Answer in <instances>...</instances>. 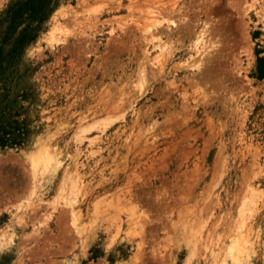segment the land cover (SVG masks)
<instances>
[{
  "label": "rangeland",
  "instance_id": "1",
  "mask_svg": "<svg viewBox=\"0 0 264 264\" xmlns=\"http://www.w3.org/2000/svg\"><path fill=\"white\" fill-rule=\"evenodd\" d=\"M18 1L0 264H264V0H55L12 53Z\"/></svg>",
  "mask_w": 264,
  "mask_h": 264
},
{
  "label": "trees",
  "instance_id": "2",
  "mask_svg": "<svg viewBox=\"0 0 264 264\" xmlns=\"http://www.w3.org/2000/svg\"><path fill=\"white\" fill-rule=\"evenodd\" d=\"M56 6L55 0H24L14 3L6 12L8 30L14 34L12 53L24 44H30L38 37L42 24ZM24 24L17 34L18 28ZM1 58V50H0ZM258 73L264 74V58H258ZM29 135L27 124L13 119L0 121V149L17 148L24 145Z\"/></svg>",
  "mask_w": 264,
  "mask_h": 264
},
{
  "label": "bare ground",
  "instance_id": "3",
  "mask_svg": "<svg viewBox=\"0 0 264 264\" xmlns=\"http://www.w3.org/2000/svg\"><path fill=\"white\" fill-rule=\"evenodd\" d=\"M200 34H202V33L200 32ZM201 37H203V35H202ZM153 39H154V38H153ZM200 40H202V39H200V37H199V42H198V43H200ZM202 42H203V40H202ZM194 43H197V42H194ZM197 45H198V44H197ZM201 46H202V45H201ZM201 46H200V47H201ZM164 47H165V46H164ZM203 48H204V47H203ZM195 50H197V49H195ZM195 50H194V51H195ZM199 50H201V49H199ZM199 50H198V51H199ZM198 53H199V52H198ZM202 53H203V52H201L199 55L202 56ZM200 58H201V57H200ZM198 60H199V62H201L200 59H198ZM197 63H198V62H197Z\"/></svg>",
  "mask_w": 264,
  "mask_h": 264
}]
</instances>
